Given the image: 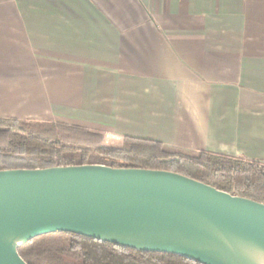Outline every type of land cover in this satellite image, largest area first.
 Returning a JSON list of instances; mask_svg holds the SVG:
<instances>
[{
  "label": "crops",
  "instance_id": "0c3cea01",
  "mask_svg": "<svg viewBox=\"0 0 264 264\" xmlns=\"http://www.w3.org/2000/svg\"><path fill=\"white\" fill-rule=\"evenodd\" d=\"M264 163V0H0V121Z\"/></svg>",
  "mask_w": 264,
  "mask_h": 264
},
{
  "label": "water",
  "instance_id": "95a60500",
  "mask_svg": "<svg viewBox=\"0 0 264 264\" xmlns=\"http://www.w3.org/2000/svg\"><path fill=\"white\" fill-rule=\"evenodd\" d=\"M69 232L202 264H264V203L163 169L101 163L0 169V264Z\"/></svg>",
  "mask_w": 264,
  "mask_h": 264
},
{
  "label": "trees",
  "instance_id": "16d2710c",
  "mask_svg": "<svg viewBox=\"0 0 264 264\" xmlns=\"http://www.w3.org/2000/svg\"><path fill=\"white\" fill-rule=\"evenodd\" d=\"M104 134L56 121L4 118L0 121V169L62 165L64 152L76 164L163 169L183 174L231 195L264 203V163L209 151L197 155L170 151L158 141L123 136L120 145L104 144ZM27 264H202L178 255L136 251L90 237L54 232L18 248Z\"/></svg>",
  "mask_w": 264,
  "mask_h": 264
},
{
  "label": "rangeland",
  "instance_id": "374dc122",
  "mask_svg": "<svg viewBox=\"0 0 264 264\" xmlns=\"http://www.w3.org/2000/svg\"><path fill=\"white\" fill-rule=\"evenodd\" d=\"M103 134L105 136V133H103ZM112 142L113 141H109L108 142V141H106V138H104V144L106 146H109V147H116V146L120 145L121 140H120V142H119L118 145L117 144L116 145L115 144H112ZM76 161H77L76 153H74V152H64L63 156L60 159V163L62 165H64V164H76Z\"/></svg>",
  "mask_w": 264,
  "mask_h": 264
}]
</instances>
